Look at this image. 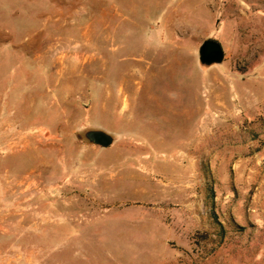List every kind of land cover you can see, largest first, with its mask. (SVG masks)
Instances as JSON below:
<instances>
[{
  "label": "rangeland",
  "instance_id": "obj_1",
  "mask_svg": "<svg viewBox=\"0 0 264 264\" xmlns=\"http://www.w3.org/2000/svg\"><path fill=\"white\" fill-rule=\"evenodd\" d=\"M0 264H264V0H0Z\"/></svg>",
  "mask_w": 264,
  "mask_h": 264
},
{
  "label": "water",
  "instance_id": "obj_2",
  "mask_svg": "<svg viewBox=\"0 0 264 264\" xmlns=\"http://www.w3.org/2000/svg\"><path fill=\"white\" fill-rule=\"evenodd\" d=\"M199 61L202 65L210 66L221 63L224 59V51L221 44L213 39L204 40L198 48ZM82 136L90 143L108 147L113 142V137L100 129H90L83 132Z\"/></svg>",
  "mask_w": 264,
  "mask_h": 264
}]
</instances>
